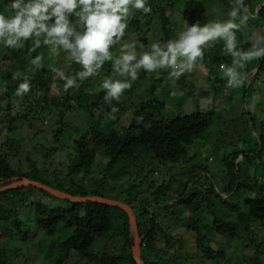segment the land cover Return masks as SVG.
I'll list each match as a JSON object with an SVG mask.
<instances>
[{
	"label": "trees",
	"instance_id": "trees-1",
	"mask_svg": "<svg viewBox=\"0 0 264 264\" xmlns=\"http://www.w3.org/2000/svg\"><path fill=\"white\" fill-rule=\"evenodd\" d=\"M216 1L222 9L220 17H223L225 23L233 19L229 13L233 8H239L236 0ZM247 1L244 0L245 5ZM209 2L210 0H147L152 9L151 13H130L128 26H133L137 33L143 26H146V30L152 27L158 29L157 42L165 45L169 41V33L176 25L170 18L169 13L172 10L180 11V16L186 24L183 28L186 30L194 23L203 26L207 22ZM4 11V0H0V13L4 14ZM154 14L157 25L150 22ZM245 14L249 16L247 21L242 19ZM254 14L256 13L253 10L248 9L247 13L238 12L233 19L239 27L232 29L235 41L231 51L228 50L224 37H217L218 43L225 41L223 51L218 54L212 55L209 46L206 48L205 45L202 46L203 56L198 57L194 64L207 62V76L215 77L212 81H208L214 90L230 87L229 85L237 77L243 99L246 72L261 62L248 82L246 95L256 76L260 72V76L264 74V52L259 57L247 60L233 54L256 51V48L257 51L264 49L262 33L264 3L260 6L256 17ZM69 19L75 25L78 18L70 15ZM76 30L83 31L79 26ZM256 33L262 35L261 39L251 40L250 36ZM35 38L33 36L27 41H22L20 48L6 47L0 40L2 54L0 80L3 85V90H0V134L4 137L0 142V185L9 184L14 177H25L71 195H100L128 203L135 213L139 234L144 235L140 244L141 260L144 264H179L182 258L187 257L175 256L176 254L171 251L174 244L178 246L182 243L181 239H174L172 230L176 228L190 232L196 248L194 254H201L206 259L215 260L225 256L219 238L238 237L246 238L253 249L254 258L249 256L247 264H264V239L255 235L256 228L259 229L260 223L264 222V183L253 176V173L248 172V165L256 159L259 160L264 151L262 134L264 125L261 127V133L258 134L259 141L251 136V130L247 126L248 134L244 140L242 135L239 142V144L246 142V148L223 154L222 160L226 172L221 174L218 190H215L206 174L199 175L201 171L206 170L200 165L194 166L187 173L186 178L179 182L171 177L167 181L151 186L154 181L150 180L149 175L158 167L189 164L193 160L195 155L189 156L188 147L197 138L202 137L213 122L214 110H194L170 118L160 117L163 103L151 97L134 104L132 114L124 124L120 121V115L123 114L121 109L128 105L127 102L134 95V86L133 90H125L119 103L112 100L111 104H107L104 100L107 89L102 88L100 83L91 82V77L80 82L77 73L82 71V66L71 58L64 67H62L64 61L62 57L52 68L46 67L43 63L34 65L32 60L40 53L39 48L30 51L34 46ZM178 39L177 36L176 40ZM134 41H137L136 51L145 50L148 46L147 36L138 37ZM113 51L114 48L112 54ZM114 56L112 60L103 63L99 72L106 71L111 74L114 71L113 63L116 59ZM59 63H61L60 67ZM11 66L13 70L9 69ZM53 69L62 70L65 77L75 78L77 86L65 90V81L61 78L56 79V72ZM162 69L164 68H160ZM225 69L227 74L228 69H232L235 77L229 74L228 77H219L218 73L225 72ZM25 78L29 79L31 87L29 92L22 95L23 103L33 102L32 106L38 105L39 113L53 112L56 124L51 133L58 126L60 130L56 135L59 137L65 132L71 134L70 140L75 149L73 153L78 158L69 160L65 166L66 171L49 165L39 167L30 159L27 169H23L20 162L16 166L12 163L21 152L19 139L12 134L19 128L20 123L28 122L35 127L28 120V111L22 112L13 105L17 87ZM174 78L180 85H185L186 82L179 81L184 77L177 79L176 75L170 76L171 80ZM54 82L56 85L60 84L64 93H57L47 98L46 94L50 93ZM248 101L247 98V103ZM113 106L118 109V113H111ZM70 111H83L90 120L86 125L68 123L65 115ZM109 114H114L115 119ZM139 116H143L140 123L136 120ZM42 130L37 129V131ZM51 137L54 138L52 134ZM96 148L106 157L101 171L96 169V166L98 168ZM240 154H243V162L235 163ZM192 180H194L193 185L189 187ZM119 187L122 188V194L118 191ZM36 193L40 195L36 197ZM229 193L231 195H228ZM240 200L244 204H240ZM160 201L172 202L160 205ZM241 205L246 206L245 212L240 210ZM26 207L31 208L36 217L35 221H31L36 223L46 237L54 238L57 242L53 254L54 264L68 261L72 252L77 255V263L85 260L87 264H137L131 254L133 238L129 231L127 214L123 210L95 202L73 203L33 186H19L2 191L0 192V233L3 228L12 232H21L19 240L23 246L28 244L29 229L23 227L19 210ZM230 213H237V217H230ZM6 224H10V227H4ZM58 233H62L61 239H58L59 235L56 236ZM12 238L13 236H0V240H4V243L13 240ZM96 239L102 240L98 243V247L93 246L94 250H92L91 247ZM116 241L117 245H115ZM111 243L115 245V250ZM213 244L217 246L214 248ZM17 255H19L17 249L0 246V264H10Z\"/></svg>",
	"mask_w": 264,
	"mask_h": 264
},
{
	"label": "rangeland",
	"instance_id": "rangeland-1",
	"mask_svg": "<svg viewBox=\"0 0 264 264\" xmlns=\"http://www.w3.org/2000/svg\"><path fill=\"white\" fill-rule=\"evenodd\" d=\"M211 2V4H210ZM208 3L207 14H209V19L204 24L219 22L221 24L225 23L223 17H220L222 14V9L219 8V4L216 0H210ZM261 0H248L246 3L247 12L248 9L253 10L254 12L258 10ZM5 4V15H11L10 9V0H4ZM177 6L175 5V8ZM143 12L142 10L131 9L130 13H139ZM170 18L175 22L173 31L169 34V40H176V37H179L181 31H184L183 26H185V21L182 20L180 16V11L177 9L172 10L170 13ZM138 15V14H137ZM150 18V22L157 25V18ZM147 18V17H146ZM51 23V21H49ZM146 26H143L142 29L137 33L134 31L133 26H128L125 30L124 36L120 42L114 44L110 51L112 52L115 58H118L120 52V45L123 43L132 42L138 37L147 36L148 37V46L145 50H138L137 55L142 51H151V44L157 42L158 39V29L152 27V29H145ZM255 31H253L254 33ZM262 33L264 34V26L262 27ZM262 35L260 33L252 34L250 39L260 40ZM43 35L36 37V39L41 40V45L39 48V55L43 57L42 62L46 67L52 68L54 63L58 61L60 57L63 58V66H66L71 60L69 53L63 49L58 50L57 55L51 53V47L43 44ZM217 38L211 40L205 44L210 47V54H218L223 51V44L225 41L218 43ZM161 45V44H160ZM164 47V44L161 45ZM1 49V47H0ZM258 48H256L257 51ZM0 57L2 54L0 52ZM61 58V59H62ZM59 63V67H60ZM258 64V63H257ZM80 65V64H79ZM197 66V67H196ZM10 70H13V66L9 67ZM157 69L156 72L147 73L143 69L138 70V79L136 81H131L130 77L118 76L115 71H112L111 74L106 73V71L99 72L96 76L91 77V82L100 83L106 78L111 79H126L132 83L130 89L133 90L134 86V95L128 101V105L124 107L123 114L120 115L122 123L126 124L129 120V117L132 114L134 109V104L138 103L140 100H146L151 97L154 99L160 100L163 103V108L160 111V117H173L179 114H184L194 110L205 111L208 109H213L215 112V117L210 126L205 130L202 137L197 138L193 144L188 147L189 156L195 155L193 160L189 164H175L168 167H158L151 175H149L150 180L154 182L150 184L155 186L161 182L167 181L171 177L175 178V181L179 182L186 178L187 173L197 165L204 167L206 170L201 171L199 175H205L208 177L209 181L213 183L215 190H218L217 187L220 186L218 182L221 179V174L226 172V167L223 163L222 156L225 153L234 152L235 149L246 148V142L239 144L241 137L243 135V140L248 134L247 126L251 130V136L256 138L259 141L258 134L261 133V127L264 125V74L262 78L260 73L256 76V80L247 90L248 80H250L251 75L257 71V69L252 68L246 72L247 80L245 82L244 88V98L242 99V93L239 90L238 80L232 82L233 87H228L224 89H216L211 86L208 81H212L214 76H207L208 64H193L189 70L187 67H184L181 70L179 63L178 66L173 68H164L162 70ZM12 72V71H10ZM176 75L177 79L184 77L179 81L186 82L185 85H180L178 81L174 78L170 79V76ZM59 79V75L56 73L55 77ZM219 77H228L227 70L225 72H219ZM231 76V75H230ZM250 82V81H249ZM193 83V85H191ZM238 85V86H235ZM153 88V89H152ZM0 90H3V85L0 80ZM63 94L64 89L60 87V84L56 85V82L53 83L50 93H47V98H50L54 94ZM38 92H36V95ZM35 96V95H34ZM247 98L249 99L247 103ZM252 98V101L250 99ZM29 100V99H28ZM30 103H23V96H17L14 98L13 105L20 108L22 112H27L29 122L33 125L25 122L20 123L19 128L15 130L12 136L19 139L21 144V152L13 159L12 163L16 166L20 162L23 166V169H27L28 160L34 161L39 167L43 165H49L50 167H57L61 170H65L66 164L70 159L78 158L75 157V149L73 148V143L71 142V134L68 132L62 133V136L56 135V132H59L60 128L57 126L54 132L51 133V130L55 127V115L53 112H42L39 113L38 105ZM118 113V111L116 112ZM66 121L68 123H81L86 125L90 120L88 115H85L83 111L81 112H68L65 115ZM248 118L251 119L250 122ZM254 125V126H253ZM38 128L43 129L42 131H37ZM51 134L54 136L51 137ZM264 136V132H262ZM4 139L3 135L0 134V142ZM56 148V149H51ZM98 153V168L102 170L106 161V157L101 154V150L96 148ZM246 153V152H244ZM248 154V153H247ZM242 161L241 156L235 160V163ZM243 162V161H242ZM97 164V163H96ZM183 168V169H182ZM64 171V172H65ZM249 174L253 173V176L259 179L260 182L264 183V151L260 155L259 160L256 159L251 165H248ZM205 176H202L205 178ZM194 180L190 183V187L193 185ZM2 184V183H1ZM5 184V183H3ZM217 185V186H216ZM1 186V185H0ZM118 187V185H117ZM118 191L122 194V188L119 187ZM36 197L40 194L36 193ZM240 204H244L240 200ZM241 211L246 210V206L241 205ZM33 210L29 207L24 209L20 208L19 217L22 219L23 227L27 230L29 229L28 244L23 246L20 243L21 232L11 231L6 228L1 230V237L13 236V240H7L4 243V240H0V246L4 245L6 248L17 249L18 254L14 260H11L10 264H54V249L57 245L56 240L51 237H46L44 233L36 226L34 222L36 217L33 214ZM230 213V217H237V213ZM34 220V221H31ZM259 226V223H257ZM4 227H10V224H6ZM174 239H181L182 243L177 246L174 244L172 252L175 256H187L185 259L180 260L179 264H247L249 256L254 258L253 249L249 244V241L246 238H235L229 239L226 237L219 238L222 242L223 250L225 251V256L220 259H206L202 255L194 254L196 252L193 236L190 235L189 231H186L182 228H176L172 230ZM61 234L58 239H61ZM255 235H259L264 239V222L260 223L259 229L256 228ZM102 239H96L91 249L98 247V243ZM117 240V239H115ZM49 244V245H48ZM118 242H115L117 245ZM115 245L111 243V246ZM94 246V248H93ZM217 244H213L215 248ZM20 247V248H19ZM24 254V255H23ZM194 254V255H191ZM173 255V254H172ZM190 255V256H189ZM76 253L72 252L70 259L63 264H87L84 261L77 263ZM178 260L176 259L175 262Z\"/></svg>",
	"mask_w": 264,
	"mask_h": 264
},
{
	"label": "clouds",
	"instance_id": "clouds-1",
	"mask_svg": "<svg viewBox=\"0 0 264 264\" xmlns=\"http://www.w3.org/2000/svg\"><path fill=\"white\" fill-rule=\"evenodd\" d=\"M236 3L239 8H233L229 13L233 19L238 12L247 13L244 0H236ZM10 9L11 15L0 13V40L5 46L20 48L22 41L43 35V44L51 47L53 55H57L58 50L63 49L69 53L72 60L82 66V71L77 73L80 82L97 75L103 63L113 59L110 49L122 40L130 22L131 9L142 10L145 14L152 11L147 0H10ZM70 15L78 18L75 25L70 21ZM233 19L223 24L213 22L201 26L194 23L179 34L178 40H169L164 47H161L160 42L152 43L151 51H142L139 57L135 50L137 41L123 43L120 45V55L113 63L114 71L120 77L127 76L131 81H136L139 78L138 70L140 69L152 73L160 68L175 69L179 63L181 70L184 67L190 70L197 58H202V46L217 37H224L228 50L233 49L235 34L232 29L239 27ZM242 19L247 21L249 16L245 14ZM77 26L83 31L78 32ZM40 45L41 40L36 39L30 51H35ZM141 47L144 46L141 45ZM262 52L264 49L233 54L247 60L259 57ZM42 59L41 55H37L32 63L40 64ZM53 71L65 81V90L77 86L75 78L65 77L64 72L59 69H53ZM228 74L235 77L232 69H228ZM229 86L233 87L231 84ZM30 87L29 79L25 78L18 85L16 95L22 96L30 91ZM131 87L132 83L126 79H104L102 88L107 89L104 96L105 102L111 104L112 100H115L119 103L125 90ZM117 111L118 109L113 106L111 113ZM109 115L115 119L114 114ZM136 120L140 123L143 116L136 117ZM239 156L242 159L243 154ZM161 202L165 201H160L159 204Z\"/></svg>",
	"mask_w": 264,
	"mask_h": 264
},
{
	"label": "water",
	"instance_id": "water-1",
	"mask_svg": "<svg viewBox=\"0 0 264 264\" xmlns=\"http://www.w3.org/2000/svg\"><path fill=\"white\" fill-rule=\"evenodd\" d=\"M261 1L262 2L259 5V8L264 3V0H261ZM259 8H258V10H259ZM258 10L255 11V13H256V14H254L255 17L258 14ZM260 64H261V62H258V64L255 66V69H258ZM252 75H251V77H252ZM248 82H249V80H248ZM248 121L250 122L249 118H248ZM11 180L12 181L9 184L0 186V192L15 188V187H19V186H33L37 189L45 191L46 193H48L52 196L58 197L60 199L68 200V201L73 202V203L95 202V203H99V204H106L109 206L117 207V208L123 210L127 214V217L129 220V228H130V232H131V235L133 238L132 245H131L132 257L137 264H144L141 260V252H140V244H141V241H142L144 236L139 235L138 225L136 223L135 214L133 213L132 208L127 203H125L121 200H118V199L102 197L99 195H85V196L71 195L67 192L58 190L56 188L50 187V186L43 184L41 182L35 181L33 179L25 178V177H22V178L14 177ZM228 195H231V193H229ZM168 203H171V201L161 202L160 204H168Z\"/></svg>",
	"mask_w": 264,
	"mask_h": 264
}]
</instances>
